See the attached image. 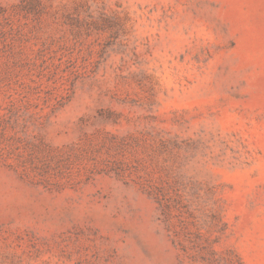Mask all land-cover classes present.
<instances>
[{
  "label": "rangeland",
  "instance_id": "1",
  "mask_svg": "<svg viewBox=\"0 0 264 264\" xmlns=\"http://www.w3.org/2000/svg\"><path fill=\"white\" fill-rule=\"evenodd\" d=\"M0 264H264V0H0Z\"/></svg>",
  "mask_w": 264,
  "mask_h": 264
}]
</instances>
